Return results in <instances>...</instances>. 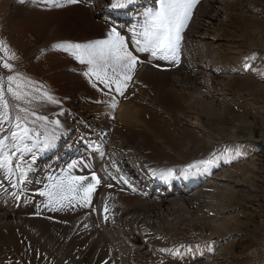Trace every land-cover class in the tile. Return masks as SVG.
<instances>
[{
	"label": "rangeland",
	"instance_id": "obj_1",
	"mask_svg": "<svg viewBox=\"0 0 264 264\" xmlns=\"http://www.w3.org/2000/svg\"><path fill=\"white\" fill-rule=\"evenodd\" d=\"M39 2L40 0H0V71L2 72V74L0 73V89H2L3 95V100L0 101V118L7 116V119L3 120L2 129H0V138L8 136L9 139L5 141V144L11 148L13 142L9 134L10 131L19 132L20 129L26 127L31 130L30 136L32 139L26 140L24 143L33 148L31 153L24 152L23 155L18 153L11 158L14 162L11 165L12 171L9 173L8 169L5 168V174L8 178L11 177L9 182H12V187L11 189L4 188V185L1 184L0 176V190L3 189L1 192L9 190L12 193V190L15 189L13 171L19 177L21 175L17 165H19V169L26 173L24 182L26 181L27 173L31 168L29 166L39 159L41 155L39 149L43 147L46 136L48 137L56 130L64 127L67 107H72V104H74V113H78L80 104L85 103L89 106L91 105V109L102 111L108 101L123 97L122 93H124L123 91L129 82V80L124 81L118 72L114 73L111 67L107 68V77H105L107 83L102 82L101 79H98L93 74V71L98 70L103 75L105 69L103 67L94 69V66L88 63L81 64L73 54V50H70L71 41H74L75 44L86 45L108 39V33L113 28L104 22L92 19L91 10L96 0L94 3L92 2V7L79 2L71 3L70 0L54 1V4L50 0H44L45 5H41ZM197 2L199 0H196L194 7L190 10L186 26L180 32L179 47L180 44L182 45L180 49L178 47L176 58H162L160 63H158L160 69L168 70L177 66L178 68L175 69L183 74L185 66H197L198 64L207 66L209 65V60L210 64L212 63L215 53L211 49L206 51V53L201 51L200 45L197 43L201 32L196 26L191 25ZM254 5L257 10L264 12V1L256 0ZM260 21L264 22V18L260 19ZM94 23L98 25L94 26ZM214 32L218 36L217 39H219L216 45L222 50V53H220L221 57L224 59V64L229 67L228 72L226 70L220 75L222 77L221 80L232 83L229 84L230 86H226L225 91L223 89V94L232 98L239 110L237 120L234 119V115L229 111H224L220 118L228 126L236 127L237 139L235 140H237V147L236 145L233 146L228 139L229 131L223 136L216 135L213 132V128L205 124L202 128L203 131L211 132L214 138L226 140V142L218 149L217 147L213 148L194 130L192 136L193 146L197 147V145H200L199 141L194 138L195 136L200 137L205 145H200L199 150H193L190 154L184 153L183 157L186 164L181 167V164L179 165L178 160L173 156L174 151L181 152L182 149L180 142L175 139L176 126L172 121L170 122V119L164 117L160 111L153 107H150L153 109L144 108L140 117L133 119L135 124L132 130L144 140L141 147L139 146L141 154L147 159L154 161V163L156 160L170 159L178 167L177 171L172 170V173L196 174L200 170H206L207 167L214 166L212 164L218 162L222 157L233 158L231 159L230 169H234L239 173L233 179H230L232 183L237 181L239 184L235 188V193H215L212 197L205 195L199 200L202 201L199 209L215 212L214 208L211 207L212 201L218 202L222 199L227 205V209L240 214L239 229L228 232L222 237L221 244L225 249V264H264V48L256 47L252 43L251 38L243 34L240 23L235 20L218 23V27H216ZM119 35L124 38L122 34L119 33ZM255 44L260 45L257 37ZM227 47H232L231 51ZM183 52L185 54L184 57L182 55ZM180 56L182 59L181 67ZM229 57H233V63H230L231 59ZM5 64L10 65V68L4 67ZM142 65L143 60L137 58L135 67L130 73L131 78L142 68ZM70 66L81 67V69L79 71L67 70ZM160 69H157V71L163 73ZM229 70H237L234 78H225L227 75L233 74ZM86 73L88 74L86 75ZM164 73L168 74L167 72ZM188 75H191V70L188 71ZM9 76L14 78L11 83L8 80ZM214 80L217 83L219 82L216 76H214ZM117 81H121L119 90H117ZM72 83H75L76 86L73 87ZM161 85H164V83ZM9 87L12 88V92L8 91ZM207 87L204 88L206 91L208 90ZM198 90L199 85L198 87L195 85L190 87L188 91L197 92ZM13 93L17 95H13ZM71 93L72 99L70 97ZM74 93L76 94L75 99H73ZM81 96H85L84 98L87 100L91 98L94 104L82 100ZM124 100H118L117 102L120 105ZM5 102L7 107L4 106ZM164 106L176 117L179 116V110H184L181 106L177 107L171 99H167ZM68 114L73 115L70 112ZM17 117H19V120H17ZM66 119L69 121L68 118ZM139 120H142L144 124L140 123ZM55 121L59 122L58 125L53 123ZM17 123H19L20 129L15 127ZM218 125L220 126V124ZM157 135L162 138L164 143L157 139ZM164 145L170 146L174 151L172 150V153H170ZM9 148H5V153L9 151ZM12 150L15 151L14 148ZM203 154L206 157L200 162L193 161L195 156ZM33 156L36 157L35 161H33ZM143 156H141L142 159H144ZM252 160L256 169L249 165ZM206 161H211V163H205ZM151 167L155 168L154 166ZM65 176L64 178L61 177L63 181H57L53 175L51 177L47 176L43 183H38V186L32 190L34 201L27 206L25 215L37 217L38 219L58 220L62 223H68L84 213L93 212L95 194H97L101 184L99 178L91 172L84 176L80 173L78 175L65 173ZM93 176H95V180ZM74 177H84L85 179L74 180L72 179ZM90 185L94 190L88 193L90 203H85V190ZM57 191L63 197H60L62 204L53 207L50 201L54 202ZM42 192L45 193V198V195L40 194ZM127 195L128 193L121 194V196ZM191 212L195 213V209L191 208ZM174 213H171L172 215L168 217L169 219L171 218V223L167 224L165 220L163 224H154V232H163L167 235L166 237L170 238L176 233L178 239L186 243L196 244V248H201L203 240L211 237V229L209 227L202 229L199 225L191 227L188 224L187 213ZM105 214L111 218L109 213L105 212ZM118 215L117 218L122 217L120 212ZM114 218L115 216L113 220ZM176 221L183 222V225L174 226L176 227L174 228L173 223ZM170 224L173 229L168 227ZM23 225L25 226L26 223ZM31 227L34 226L31 225ZM34 228L35 232L43 235L42 231L38 232L37 228ZM17 229V227L10 226L8 227V232L6 229L3 230L5 233L4 238H6L7 233L12 232L10 237L4 239L6 244H3V249L0 252L2 257L7 256V260L11 264H54L52 259H50L51 263L46 261L45 257L39 254L37 247L30 243L28 236L20 235L22 230L18 229L19 232ZM49 229L51 227L48 226L47 230ZM33 230L32 233L34 232ZM70 230H72L71 223ZM54 231H48V235L51 236ZM59 231L63 232L62 229H57V238L61 236ZM166 237L159 238L153 233L150 236L151 240L159 246L180 247V249L188 248L187 244L185 246L177 245ZM72 239H74V236L66 240L61 238L60 241L51 242L50 244L56 249L60 248L63 243L65 245L68 240L71 242ZM62 240H65L66 243ZM208 244L213 246L214 241L211 240ZM97 248L98 246L92 247V250L88 253V260L86 259V254L84 258L86 262L83 261L84 264H90L91 260V264H100L98 260L101 252L97 253ZM77 256L78 254L71 257L68 264H73L72 261H75ZM78 257L83 259L82 255ZM114 258L112 264H120L118 260L114 261ZM171 260L173 259H159L156 263H153L206 264L203 259L194 263ZM146 263L153 264L152 262Z\"/></svg>",
	"mask_w": 264,
	"mask_h": 264
},
{
	"label": "bare ground",
	"instance_id": "obj_2",
	"mask_svg": "<svg viewBox=\"0 0 264 264\" xmlns=\"http://www.w3.org/2000/svg\"><path fill=\"white\" fill-rule=\"evenodd\" d=\"M54 1L50 0L53 4L55 3ZM58 1L62 2L63 0ZM82 1H89L87 3L89 4L90 1L94 2L95 0ZM254 1L256 0H199L191 19V25L196 26L201 32L197 41L201 51L206 53V51L211 49L215 53L212 63L210 64L209 60V65L207 66L199 64L197 66H185L183 74L175 68L167 70L160 69L158 64L154 66L143 64L142 70L137 76L138 84L132 87L129 94L125 97L126 99L123 98L125 100L120 105L117 101L122 99L110 100L102 111H97L91 109V105L82 103L79 106L80 111L78 113H74V104H72V107H67L64 127L48 136V138L55 136L53 146L41 152L38 161L31 165L27 174L28 181L24 184H19L22 185L20 186L21 190H24L26 186L36 187L38 183H43L47 176L51 177L53 175L58 181L62 180L61 177H66L65 173L77 175L80 173L82 176L92 173L93 166L99 163L95 160V155L98 154L106 169V171L100 169L102 182L104 183V180L108 179L110 184L112 183L110 188H104L101 192L104 202L103 207L107 208L112 221L121 230L117 226L112 227V229L106 227L103 222V217L105 216L104 214L102 216V212L98 208H96V214L99 217L98 225H100V229L96 228L92 212L84 213L83 216L68 223H62L58 220L38 219L33 216L28 217V215L22 217L21 215L26 214L29 203L34 201L33 198L26 193L21 197L19 195L14 198L10 192H5L3 194L0 193V252L5 243L4 239L11 236L10 233L12 231L10 233L7 232L8 227L12 226L22 230L20 232L17 229L20 235L28 236L30 243L37 247L39 254L43 255L46 261L51 263L50 259H52L54 264H68L70 263V258L76 254L78 256L82 255L83 259L87 254L86 259L88 260V253L94 246H98L97 253L101 252L98 260L100 264H112L115 253H117V256L115 254L114 261L118 260V255L120 254L121 264L156 263L159 259L191 261L203 259L206 264H225V249L221 244L222 237L228 232L239 229L240 214L227 209V205L222 199L218 202L212 201L211 207L214 208L215 212L207 209L201 210L199 207L202 201L199 200L205 195L212 197L215 193H235V188L239 184L237 181L232 183L230 179H233L239 173L234 169H230L231 159L233 158L222 157L218 161L219 163L216 162L212 164L214 166L211 165L212 167L200 170L196 174L172 173V170L177 171L178 167L170 159L156 160L154 163V161L147 159L141 154L139 146L141 147L144 140L132 128L135 124L133 119L140 117L144 108H155L160 111L164 117L170 119V122L172 121L176 126L175 139L181 144V152L174 151L170 146H164L170 153H172V150L174 151L173 156L178 160V164H181V167L186 164L183 157L184 153L190 154L193 150H199L200 145H205L201 138L208 145L213 148L217 147V149L226 142V140L214 138L211 132L203 131L202 128L205 124L211 126L216 135L223 136L229 131L228 139L233 146L236 145L237 147V140H235L237 139L236 127L228 126L220 118L224 111H229L232 112L234 119L237 120L239 110L235 101L223 94L226 86H230L229 84L232 83L221 80L222 77L220 75L226 70L228 72L229 67L224 64V59L220 54L222 50L216 45L219 39H217L218 36L215 35L214 30L218 27V23L238 21L243 29V34L250 37L256 47L264 48V22L260 21V19L264 18V12L255 8ZM112 3V0H96L91 11L92 19L108 24L109 17L112 14L113 19H116L118 23H113L111 26L117 30L126 28L128 32L132 31L134 27L139 29L142 23L144 24L145 11L157 7V0H135L133 4L128 6L127 11L123 13L125 20L120 21L114 17V8L111 7ZM96 25L98 24L94 23V26ZM256 37L260 45L255 44ZM183 39L184 42V34ZM70 44L75 45V42L71 41ZM71 45L69 46L70 49ZM231 49L232 47L228 48L230 51ZM182 55L183 57L185 56L184 52ZM230 59V63H233V57ZM180 60L181 67V56ZM80 69L81 67L75 66L67 68V70L73 71H79ZM157 69H160L163 73L157 71ZM184 70L186 71L184 72ZM189 70H191V75H188ZM229 72L233 74L227 75L225 78H234L237 70H229ZM214 76L217 77L218 83L215 82ZM162 83L164 85H161ZM158 85L161 86L156 88ZM195 85L197 87L199 85V90L197 92H189V88ZM72 86L75 87V83H72ZM206 86H208L207 91L204 89ZM123 95L124 93H122ZM206 96L207 98H205ZM84 97L81 96V99L94 104L91 98L87 100ZM91 97L95 98L94 96ZM75 98L76 94L74 93L73 99ZM167 99H171L177 107H183L184 110H179L178 112L179 116L176 117L165 108L164 105ZM68 112L73 115L68 114ZM139 122L144 124L142 120H139ZM139 122L137 121V123ZM194 130L201 137H194L200 143V145H197L198 148L193 146L192 136ZM87 138L93 142L91 146L86 144ZM157 139L164 143L158 135ZM205 157V154L195 156L193 161L200 162ZM249 165L256 169L253 160L250 161ZM95 169H98V167ZM0 176L4 185L10 188V183L6 184L9 179L5 174V168H0ZM170 188L172 189L171 192H169ZM58 193L57 191L54 202L50 201L53 207L62 204L60 202L61 196ZM122 193H128V195L121 196ZM191 208L195 209V213L191 212ZM119 212L122 217L117 218ZM174 212L187 213L188 224L191 227L199 225L202 229L207 227L211 229V237L203 240L201 248H196V244L183 242V240L176 237V233L171 239L166 237L167 235L163 232H154L153 225L156 223L163 224L165 220L167 224L171 223V218L169 219L168 217ZM24 223H26L25 226L23 225ZM70 223L72 230H70ZM173 224V227H178L182 226L183 222L176 221ZM31 225L36 227L38 232L42 231L43 235L35 232L33 230L34 227H31ZM48 226L51 229L47 230ZM77 227L79 228L78 231L75 230ZM168 227L172 228L171 224ZM4 229L7 230L6 238H4ZM57 229L63 230V232H59L61 234L60 237L62 239L65 238V240L69 238V234L73 231L74 239L71 242L70 240L66 241L67 243L62 240L66 244L64 245L63 243L60 248L55 249L50 243L60 241L61 238H57ZM32 230L34 231L33 233ZM51 230L55 231L50 236L48 234ZM150 232L159 238H169L168 240L175 242L177 245L185 246L187 244L188 248L184 247L185 249L180 252V249L175 248L176 250H172L156 245V242L150 238ZM135 233H141V235L136 236ZM141 239L144 241L139 243ZM211 240L214 241L213 246L208 244ZM111 243L116 249L115 253ZM78 256L75 261H72L73 264H84L83 261L86 262V259L83 260L81 259L82 257ZM7 258V256L2 257L0 255V264H11ZM89 263L91 264L92 260Z\"/></svg>",
	"mask_w": 264,
	"mask_h": 264
},
{
	"label": "snow or ice",
	"instance_id": "obj_3",
	"mask_svg": "<svg viewBox=\"0 0 264 264\" xmlns=\"http://www.w3.org/2000/svg\"><path fill=\"white\" fill-rule=\"evenodd\" d=\"M70 2L75 3L77 0H70ZM134 2L135 0H113L111 7L126 8ZM195 3L196 0H157V7L155 9H148L144 13L145 21L143 24V31L138 33L140 38L135 41L137 46L143 45L140 50L150 51L152 57L159 56L163 59H175L181 39L180 32L183 27L186 26L187 19L190 16V10L194 7ZM71 48L74 49L73 54L81 64L88 63L89 65H93L94 69H99L100 67L105 69L103 75H101L98 70L93 71V74L96 75L98 79H101L102 82L107 83L105 77H107L108 67H111L114 73L118 72V74L123 77L124 81L131 79L130 73L135 67L137 58L128 51L124 38L119 35L115 28L108 33V39L106 40H99L86 45L75 44L71 45ZM4 67L10 68V65L5 64ZM87 74L88 73H86V75ZM13 79L14 78L11 76L8 77L10 83L13 82ZM116 84L117 90H119L121 81H117ZM8 91L12 92L13 90L9 87ZM13 95L17 94L13 93ZM2 100V89H0V101ZM4 106L7 107L6 102ZM4 119H7L6 115L0 118V129H2ZM17 120H19V117H17ZM53 123L58 125L59 122L55 121ZM15 127L20 129L19 123H17ZM30 132L31 130L26 127L20 129L19 132L10 131L9 134L13 142L11 148L5 144V141L9 139L8 136L0 138V168H7L9 173H11V165L14 163L11 158L18 153L23 155L24 152H32L33 148L24 143L26 140L32 139ZM54 139V135L51 138L46 136L43 147L39 150L44 151L52 147ZM21 145H23V147H21ZM33 147H35V145H33ZM5 148H9L7 153H5ZM12 148H14L15 151H13ZM35 159L36 157L33 156V161H35ZM205 163H211V161H206ZM30 167L31 166H29V168ZM17 169L21 172L19 180L23 183L26 173L22 169H19V165H17ZM72 179L83 180L85 178L74 177ZM93 179H96L95 176H93ZM91 190H94L91 185L85 190V203H90L88 193ZM40 194L45 195L43 192ZM105 211H107V209H105Z\"/></svg>",
	"mask_w": 264,
	"mask_h": 264
}]
</instances>
